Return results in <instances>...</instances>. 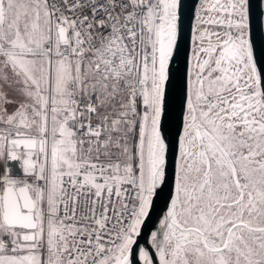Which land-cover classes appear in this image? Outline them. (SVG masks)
Segmentation results:
<instances>
[{
    "label": "snow or ice",
    "instance_id": "6c2138e0",
    "mask_svg": "<svg viewBox=\"0 0 264 264\" xmlns=\"http://www.w3.org/2000/svg\"><path fill=\"white\" fill-rule=\"evenodd\" d=\"M0 264H264V0H0Z\"/></svg>",
    "mask_w": 264,
    "mask_h": 264
},
{
    "label": "water",
    "instance_id": "95a60500",
    "mask_svg": "<svg viewBox=\"0 0 264 264\" xmlns=\"http://www.w3.org/2000/svg\"><path fill=\"white\" fill-rule=\"evenodd\" d=\"M13 167H18V165H15V164H14ZM17 170H18V169H17Z\"/></svg>",
    "mask_w": 264,
    "mask_h": 264
}]
</instances>
